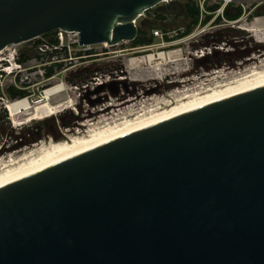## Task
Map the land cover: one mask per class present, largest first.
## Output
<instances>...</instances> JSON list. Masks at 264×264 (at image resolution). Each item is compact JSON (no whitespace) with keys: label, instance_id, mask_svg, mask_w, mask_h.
Wrapping results in <instances>:
<instances>
[{"label":"water","instance_id":"1","mask_svg":"<svg viewBox=\"0 0 264 264\" xmlns=\"http://www.w3.org/2000/svg\"><path fill=\"white\" fill-rule=\"evenodd\" d=\"M166 1L0 0V52L134 41ZM0 264H264V83L0 184Z\"/></svg>","mask_w":264,"mask_h":264},{"label":"rangeland","instance_id":"2","mask_svg":"<svg viewBox=\"0 0 264 264\" xmlns=\"http://www.w3.org/2000/svg\"><path fill=\"white\" fill-rule=\"evenodd\" d=\"M188 1L189 0H178L174 4L162 3L147 11L145 15L140 18L137 27V38L141 30L145 31L147 38L153 37V44L150 45L146 43L136 44V38L134 41H125L116 46H111L110 48L96 45L90 50H82L76 55H68L67 59H65L64 55H60L59 53H55L58 57L55 56L54 58L39 55L36 50L37 46L43 43H57V33L54 31L42 36L41 39L36 38L26 43L10 46V49L5 51L6 53L2 55V57L6 58L10 53L15 52V54H17V61L23 65L24 72L18 76L16 82L12 77L4 76L1 78L0 73V161L7 160L10 156L22 155L35 148L36 145L47 142L49 137L60 140L62 134L66 131L72 130L71 135H73V133H75L73 130L77 128L83 129L82 125L96 122L101 124L103 121L106 122L104 120L106 118L107 121L111 122L114 115L116 116L114 117L117 118V116L120 115L119 112L121 113L127 108H143V106H147L150 102L152 103V99L167 96L169 94L171 95V93L176 90H183V88H165L163 92L150 93L146 96L147 92L156 88V85L159 86L160 83L167 85V81L164 77L171 80L182 77L185 73H192L190 79H188L189 82L187 80L186 86L190 87L192 85L196 88L201 83H208L209 79L212 77L221 76L222 78H219L221 80L228 76L233 78L236 75L248 72V69L254 66H264V44L259 43V40L264 41V30L259 35L260 37L254 36L253 32L247 30L256 24L255 21L258 18H264V14L262 13V9H264V0H231L227 5L228 7H225V2L219 1V9L217 10L219 16L217 17L216 14L207 16L205 14L207 17H203V25L207 26L208 24L206 23L212 21L211 19H216L215 23L212 24V27L208 28L207 31L214 32L218 35L217 37H219L221 42L227 43L228 45H224L223 47H225V49H232L233 51L230 53L235 52L236 55L233 57V61H226L223 58L221 64L217 62L210 64L211 61L207 59L203 64L204 68H198L196 67L198 60L192 55H189L187 51L188 47H190V49L195 47L193 41L190 40L187 44L175 46L182 48L183 52L182 54L173 55V57L170 56V59H178V61L169 64L164 63L161 66L163 81L155 80L157 78L153 76V72H148L147 64L142 63L137 68L132 67L133 65L131 64V66L129 61L132 58L141 56L139 55L140 53L138 54L137 52L142 47L161 42L155 39V31L174 34L186 32L188 26L184 25V21H187L185 20L187 16L184 5ZM191 1L197 6L198 0ZM215 5H217L216 0H208L205 4L206 11L214 12L211 8ZM226 10L229 12V16H238L239 12H241V14L238 19L230 20L224 15V13L226 14ZM238 10L241 11L238 12ZM159 15H162L161 17L163 18H160ZM209 17H211V19L206 22ZM199 19H201V17H199ZM198 24L193 27L192 30H195ZM216 24H218V26ZM151 27H153V29ZM216 35H210L213 41H218L216 40ZM222 54L224 55V53ZM71 56H73L72 59H70ZM189 56L193 60L189 59ZM52 61H55L53 62L55 64H52ZM263 66L262 68H264ZM132 68H134V70ZM50 70H52V73L48 75ZM96 74H109L112 76L121 75L128 77V79L133 82L141 81L139 82L141 86H139L137 94L143 97H138L136 100L126 102V100H118L114 96L105 100L104 95H92L90 96L91 100H96L98 98L103 99L100 104L92 106L89 99H86V94L82 86L87 84L92 77H96ZM15 83L17 85H15ZM57 84H64L67 87L68 95L75 100V107L72 106L70 109L46 122L35 121L30 123L24 120L25 123L23 122L20 126H13L9 119V113L7 109H5L6 107L4 108V103L1 102V98H3L5 102L17 101L24 99L20 96V92H24L27 94L26 98L34 96V99H36L42 94V91ZM15 94L17 95L15 96ZM67 97V95L63 94L59 96L54 103H58V101L62 100L65 101ZM132 97H134V95L130 97L126 96L125 98ZM144 102L145 105H143ZM113 103L115 105L109 109L110 112H102ZM99 110H101V112H99ZM96 112L99 113L97 114Z\"/></svg>","mask_w":264,"mask_h":264},{"label":"bare ground","instance_id":"3","mask_svg":"<svg viewBox=\"0 0 264 264\" xmlns=\"http://www.w3.org/2000/svg\"><path fill=\"white\" fill-rule=\"evenodd\" d=\"M255 22L256 24L247 30L249 32H253L254 36L257 37L264 30V18H258ZM259 43L264 44V41L259 40ZM105 45L112 46L108 43ZM4 53L5 52H2L0 55H3ZM152 59L153 58L150 57L146 60V63H148L147 70L148 72H153L154 75H152L157 78L155 80L161 81H163L161 66L164 63L169 64L171 62L178 61V59L169 60L165 55L160 56L161 61L158 60L157 62H152ZM136 62L137 61H133L132 65L137 68L139 63ZM262 66L257 65L248 69V72L236 76L232 75L234 76L233 78L228 76L221 80L219 79L222 78L221 76L215 78L212 77L209 79L208 83H201L196 88L191 84L190 87L183 86V90L173 91L171 95L169 94L158 98L155 97L156 99L151 98L152 103L150 102V104L143 106V108H127L125 111L123 110L121 113L119 112L120 115H118L117 118H115L116 116L114 115L115 117L113 116L111 122L107 121L106 118L104 119L106 122L103 121L101 124L96 122L82 125L83 129L77 128L76 130H73V132H75L73 135H71L72 130L66 131L62 134V138L60 140L49 137L47 142L36 145L35 148L23 153L22 155L10 156L9 159L0 161V184L192 106L219 99L264 83V68H262ZM132 69L134 70V68ZM187 80L185 84L187 83ZM67 90L68 89L64 84H57L44 90L36 99L32 96L13 102H6V109L14 123V126H20L24 120L25 122L30 123L35 121L46 122L60 113L70 109L72 106L75 107V100L68 95ZM63 94L68 96L67 100L54 103V101ZM114 105V103L111 104L102 112L109 111V109ZM143 105H145V102ZM99 112H101V110H99Z\"/></svg>","mask_w":264,"mask_h":264},{"label":"built area","instance_id":"4","mask_svg":"<svg viewBox=\"0 0 264 264\" xmlns=\"http://www.w3.org/2000/svg\"><path fill=\"white\" fill-rule=\"evenodd\" d=\"M176 1H178V0H167L165 3H174ZM207 1L208 0H198L197 1L198 2L197 7H199V9H200L199 17H201V19H199V24L196 27L197 29L195 28V30H193L189 34H185V32H182L181 34H178V33L174 34V33H170V32L169 33H163L161 31H155L154 32L155 39L157 41L159 40L161 42H159L158 44L151 45V46L142 47L137 52L138 54L140 53L139 55H141V56L130 59V61H129L130 65L133 63V61H137L136 63H139V65L142 62H144V64H148V63H146V60H147V58H150V57L153 58L152 62H157L158 60H160L161 55H165L167 59L171 60L170 56L173 57V55L182 54V52H183L182 48L175 47V46L184 44V41H187V40H188L187 42L192 40L193 45H198L197 48L194 47L193 49L188 50V52H189L188 54L192 55L196 60H203L206 58L211 59L214 55H216L217 52L224 53V54L232 52L233 51L232 49H230V48L225 49V47H223L224 45H228L225 42H221L219 44L217 42H215V44L211 43L210 45H203L202 44V43H204L205 38L211 37L210 35L215 34L214 32H208L207 29L212 27V24H214L216 21V19H214V20L211 19L212 21H209L208 23H206V24H208L206 26V25H203V22H204L203 17H207L208 15H211V14H216L217 17L219 16V13H217V11H214V12H207L206 11L205 4ZM216 1H217V5H218L219 4L218 2L221 0H216ZM223 2H225V7H226L231 2V0H223ZM146 12H144L142 15H140L139 19L134 21L135 27H138V21L140 20L141 17H143L145 15ZM205 14L207 16H205ZM55 32L57 33V35H56L57 43L56 44L43 43L40 46H37L36 50L38 51L39 55L54 58L55 56L58 57L55 53H57V54L59 53L60 55H64L65 59H67L68 55H76L78 52H80L82 50H85V51L90 50L93 46H96V45H91V46L80 45L78 32L64 31V30H57ZM182 34H184L185 37L183 39L176 40V39L180 38ZM178 35H179V37H178ZM38 38L41 39L42 36L38 37ZM105 44L106 43L99 44V45L104 46L105 48L111 47L108 45L106 46ZM8 49H10V46L7 47L2 52H5ZM2 52H0V54ZM72 57L73 56H71L70 59H72ZM188 58L193 60L190 56ZM53 62H55V61H52L51 63L55 64ZM56 62H58V61H56ZM132 67H134V66H132ZM23 72H24L23 65L17 61V54H15V52L10 53V55L6 58L2 57V55H0L1 78H3L4 76L12 77V79H14L16 82V80H18L17 79L18 76L20 74H22ZM123 79L124 78L121 75L112 76L109 74H96V77H92V79L82 87L85 91V94H87L88 92H94L100 86H106V85H109L113 82L122 81ZM0 84H1V79H0ZM15 85H17V84L15 83ZM75 88H77V87H75ZM105 94H109L108 89H106L103 93H101L102 96ZM1 102L4 103V108H5L7 105H6V102L4 101L3 98H1ZM7 102H10V101H7ZM13 125H14V123H13Z\"/></svg>","mask_w":264,"mask_h":264},{"label":"flooded vegetation","instance_id":"5","mask_svg":"<svg viewBox=\"0 0 264 264\" xmlns=\"http://www.w3.org/2000/svg\"><path fill=\"white\" fill-rule=\"evenodd\" d=\"M221 1H223V0H221ZM217 26H218V24H216ZM214 35H216V34H214ZM185 37V35H183V36H181L180 38H178V39H176V40H179V39H183ZM216 40H218V41H213L212 39H211V37H207V38H205V40H204V43H202L203 45H210L211 43L212 44H215V42H217L218 44L219 43H221V41H220V39H219V37H217V35H216ZM188 41V40H187ZM187 41H184V44H187L188 42ZM182 45V44H181ZM177 46H179V45H177ZM184 46V45H183ZM189 46H190V44H189ZM195 46V48H197L198 47V45H194ZM185 47V46H184ZM190 49V47H188L187 48V51ZM235 53V52H234ZM233 53V54H234ZM232 54V53H231ZM223 56V54L222 53H220V52H217L216 53V55H214L211 59L210 58H206V59H203V60H198V62H197V64H196V67H200V68H204L203 67V64L205 63V61L208 59V60H212V59H214V61H215V59H219V61H220V57H222ZM217 62V63H220V62ZM201 64V65H200ZM209 64V63H208ZM210 64H212V63H210ZM191 74L192 73H190V74H188V73H185V75L183 74L182 75V77H177V78H174V79H171V80H168L167 79V77H165V79H166V81H167V85H163V83H160V85L158 86V85H156L155 87V89H153L152 91H149L147 94H146V96L148 95V94H150V93H160V92H163L164 91V89L165 88H168V89H180L181 87L183 88V86H186V84H185V82H186V80L187 79H190V77H191ZM189 75V76H188ZM124 79L122 80V81H119V86H118V88H119V93H118V95L116 96V98L119 100V99H121V100H126V102H128V101H130V100H136L138 97H143L142 95H140L139 96V94H137L138 92H137V90H138V88H139V86H141V85H139L140 83L139 82H137V81H135V82H132L131 80H129L128 79V77H126V76H122ZM157 84V83H156ZM181 88V89H182ZM147 90H149V89H147ZM132 95H134V97H132V98H125L126 96H128V97H130V96H132ZM105 97V100H108L109 99V97H113L112 96V94L110 93V91H109V94H105L104 95ZM101 100H103L102 98H101ZM9 119L11 120V122H12V124H13V121H12V119L10 118V116H9ZM14 126V125H13Z\"/></svg>","mask_w":264,"mask_h":264},{"label":"trees","instance_id":"6","mask_svg":"<svg viewBox=\"0 0 264 264\" xmlns=\"http://www.w3.org/2000/svg\"><path fill=\"white\" fill-rule=\"evenodd\" d=\"M174 3H172V4H174ZM184 9L186 11V16H187V17H185V20H187V21H184V23H185L184 25H187L188 28H189V29L188 28L186 29L185 34H189V33H191L193 31L192 30L193 27H195L198 24L200 11H199L198 7L195 5V3H193L191 0H189L184 5ZM218 9H219V4L218 5H215L214 7L211 8V10H213V11H217ZM239 11H241V10H238V12ZM262 11H263L262 13L264 14V9H262ZM240 14H241V12H239L238 16H236V15L235 16L234 15L229 16V12H227V10H226V14L224 13V15L227 16V18L230 19V20H236V19H238L239 16H240ZM161 16L162 15H159L160 18H163ZM210 19H211V17H209L208 20H206V22L209 21ZM151 28L153 29V27H151ZM157 28H162V27H157ZM146 35H147L146 32L143 31V30H141L139 32V37L137 38V40H135L136 44H144V43H146L147 45L153 44V37L147 38ZM183 35L184 34H182L181 36H183ZM235 55H236L235 53L234 54L233 53L232 54L231 53H226L222 57H220L221 58L220 61H219V59H215V61H214V59H212L210 63L214 64L213 62L216 63V62L219 61L220 64H221V61L223 60V58L226 61L227 60L233 61L232 59H233V57ZM51 73H52V70H50V72L48 73V75H50ZM16 95L17 94H15V96ZM20 96H22L23 98H26L27 94L24 93V92H20Z\"/></svg>","mask_w":264,"mask_h":264}]
</instances>
